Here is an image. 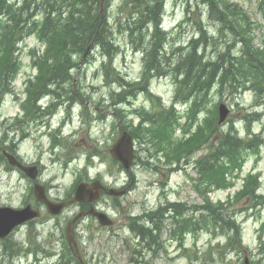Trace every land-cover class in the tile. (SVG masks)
<instances>
[{
  "label": "rangeland",
  "instance_id": "obj_1",
  "mask_svg": "<svg viewBox=\"0 0 264 264\" xmlns=\"http://www.w3.org/2000/svg\"><path fill=\"white\" fill-rule=\"evenodd\" d=\"M12 1L14 2L15 0ZM229 1L244 8L251 17L252 24L259 25L254 37L255 43L261 47L264 42V0ZM185 3L186 0H169L167 4V13L163 20L164 26L167 30L174 31L175 34L180 33V30L175 31L174 23H172L168 14L178 9L184 18ZM137 6L135 0H110L106 15L109 22L104 16L107 26L113 25L120 33L115 41V46L119 50L115 65L121 75L126 77L128 81L143 78V73H141L143 53L147 57V53L148 51L150 52L153 43L151 37L152 28L144 31V37L141 36L142 30L134 34V39L130 37L129 30H126L128 27L131 28L136 24H140V22L138 23V18L141 13L137 11ZM174 6L175 9H173ZM192 7L194 8V4H192ZM201 16L202 12L195 10L191 19H187L188 25L181 26L184 34L181 33L180 41L187 43L190 39L200 38L202 50L198 51V55L204 58V62L214 63L218 61L219 55L222 56L225 53L226 57L228 56L227 52L230 51L228 46L229 39L222 33L216 38L218 33H215L216 30L213 27H209V33L204 34L205 36L200 33L202 28L200 26ZM206 18L207 15L204 17V24L209 25ZM22 38L24 40V36ZM142 38H144L143 42H141ZM19 44H21L18 54L21 62V72L15 82L12 93L24 99L25 95L22 91L24 81L31 74L33 76L36 74V70L30 68V64L34 62V60L32 61L30 49L40 47L39 49L42 50L43 46L34 37L28 38ZM157 46V43L154 42L153 52ZM187 55V52H182L181 56H178L179 58L171 59L168 53L160 52L159 58L162 60L161 65L163 66L160 67V72H172L171 67L176 65L182 57H187ZM98 56L99 54H97ZM77 61L79 70L77 68L73 69V71L71 70L72 77L75 79L74 98L71 101H77L81 109H83L84 104L87 105L88 108L85 111L90 124L81 126L78 121L80 119L79 110L76 109L74 111L71 116L72 120L68 124L66 123L67 125L63 129L65 137L72 136V143L67 149L63 150L60 147L48 149L51 140L45 137V133L48 130L43 126L29 128L28 132L32 136L30 139L26 138L21 141V137L15 132L12 122L17 123L22 120L23 113L19 104L23 100L16 101L15 95H6L0 102V138H4L10 144L12 142L16 145L20 144L17 147V151L25 162H39L41 164L43 167L41 181L49 188L51 197L62 198L66 195L75 180V173L83 168L88 170L91 176L102 174L108 182L110 181L118 187L130 184L129 176L126 177V173H121L120 169L122 167L120 164L117 165L111 160L109 149L120 135L119 133L123 127L130 129L131 125L135 127L138 124V119L131 115L130 110L135 107L139 109L141 105H145L149 109V104L145 103L144 96L139 93L135 95L132 93V98L127 99L120 85L117 86L115 83L111 85L104 84L102 75L99 72L97 73L103 61L101 58L98 57L89 63L83 61L82 65H80L81 59L77 58ZM220 81L218 85L212 87V91L209 90L204 103L207 105L208 111H214L219 103L225 104L230 111L227 120L222 124H217L216 135L211 141L200 146L198 150L176 165L166 161L167 157L165 158L164 155H167L169 148L165 147L161 151L158 146H155L150 141L142 140L144 143H151L138 148L139 158L144 163H147L148 166L144 169L142 168L143 165L133 168L132 173L135 176V180L131 186L132 191L117 200V202L104 197V200L98 205L102 209L107 204L108 208L112 209L108 213H111L114 217V225L109 228H100L94 219L89 216L79 221L76 230V240L78 247L82 250V257L87 261L86 264H264V242L263 246H261L260 241V236H262V241H264V227L262 228L264 222L263 200L256 199L255 202L254 200L243 198V201L234 203L232 207L233 217L237 220L241 230V247L236 241L232 247L223 249L224 245H217L220 237L215 235V231L211 230V232L207 233L204 229L196 231V233H185L186 237L183 241V247H177L176 241H172L169 234L172 222L168 219L164 223L165 231L162 236L164 249H160V251L153 249L149 252L144 244L141 243L140 240L142 238L130 229L134 222L137 224L141 223L139 222L140 220H130L132 218L131 215L139 217L145 211L155 209L168 200L184 203L192 210L195 209V206L200 205L202 203L201 195L193 187L195 183L193 179L195 180L198 175L192 166L187 163H192L208 155L219 144L220 137L215 136L228 132L233 127L244 140H250L249 133L261 136L262 141L258 145L260 156L257 157V154L251 155L250 153L245 155L246 163L243 176L254 167V170L261 176L258 179V194L264 196V105L262 108H254L260 99L262 104H264L263 94L260 96L255 94V92L244 91L248 84L244 88L241 87V84L236 83L234 86L237 88L234 90L231 84L226 86L227 80L222 83ZM149 82L153 94L161 96L162 100L167 104L172 102L174 83L171 78L160 77L153 82L149 80ZM136 85L138 83L133 82V87ZM66 87L69 88L70 92L72 91V80L64 88ZM237 89L239 90L238 92L236 91ZM113 98H115L114 107L111 105L114 102ZM49 101L50 99L47 98L43 104H48ZM118 101L120 102L116 106ZM116 110L119 117L115 114ZM154 112L152 111L151 116L158 117L157 119L165 118V116L162 117V115H157ZM258 113L262 115L260 116ZM208 115L202 113L199 116V120H202L200 122L195 121L193 125L189 126L188 132L190 130L192 132L196 131L197 126ZM64 116L63 112L55 111V115L50 120V126H56L58 121H62ZM186 116V114L181 115L183 120L180 119L178 122L180 125L184 124V122L188 123ZM249 124L251 127H248ZM146 128L147 126L141 130L147 131ZM4 129L7 130L5 134ZM173 130L175 131L172 135L173 141L170 142H174V145L181 142L182 138L188 137L185 136V132H181L182 129L178 126H174ZM154 147L157 149L156 151ZM106 152H108L107 158ZM83 153L97 155L98 158L86 163V157L83 156ZM66 161L70 162L66 164L68 165L67 168L65 165ZM153 168L155 169L153 170ZM237 183V186L231 190L220 194L212 193L210 196L213 202L219 203L223 200L221 203L227 204L230 201H234L233 194L238 192L242 186L241 181ZM27 187V181L22 179L16 172L9 173L4 165L0 163V206L20 208L27 196ZM78 211L77 207L68 208L58 217L59 219L49 220L46 216L38 224L22 227L21 231L15 236V239L18 240L16 243L17 248L18 245L20 248H28V251L33 248L32 255L26 257L21 254L19 258L14 260L13 264H57L66 244L62 228L67 225V222ZM185 213L189 215L188 212ZM217 232L219 233V231ZM220 242L224 244L226 238H221ZM236 247L241 249H236L238 251H235ZM136 249H138L137 253L135 252ZM0 251L2 253V250ZM17 251L19 252L20 249L18 248ZM66 253L68 252L66 251ZM35 256L39 258V263L35 262ZM6 258L4 260L0 259V264H3V262L4 264H12ZM227 260H229V263H227ZM138 261L141 263H138ZM66 263L63 260L59 264Z\"/></svg>",
  "mask_w": 264,
  "mask_h": 264
},
{
  "label": "trees",
  "instance_id": "obj_2",
  "mask_svg": "<svg viewBox=\"0 0 264 264\" xmlns=\"http://www.w3.org/2000/svg\"><path fill=\"white\" fill-rule=\"evenodd\" d=\"M218 0H210L211 9H214ZM96 7V16L99 22H95L87 18V6ZM24 5H30V0H24ZM226 10L229 11L228 5L224 4ZM100 0H77L75 5L72 8V11L67 18V23L72 24L69 26V29L65 26V21H60L59 18L52 20L49 9L41 10V17L34 20V26L27 32L23 29L24 24L22 18L19 16L20 10L15 8L14 5L10 7L6 5L5 0H0V97L6 91L11 88V84L15 79L19 67L14 58V53L16 51L15 44L21 39L22 35L31 36L36 34L38 39L46 45L45 51L42 57H38L37 64L43 63L39 66V74L36 78V81L32 83L34 87L30 89L29 96V108L28 112L29 118H32L36 114L35 98L37 94L41 91H50L49 85L51 86H64L69 84L70 73L69 71L73 68H76L78 65L77 59H73L74 54L81 56L85 47L79 49H73L74 42L78 40V34H85L86 38H89L96 33L102 35L106 23L107 8L109 7V1L106 2L104 10V20L99 12ZM156 6H151L149 10L154 9ZM142 12L140 17V24L132 26L130 32L134 33L139 26L142 25H156L154 21V15L149 11ZM38 13V12H37ZM72 19L76 22H80L82 29L80 31H73L72 28L76 26ZM138 22V23H139ZM156 28V27H155ZM157 34H151L152 37V47L150 52L148 51L147 61L150 63V69H155L160 67L161 59L159 58V53L162 52L160 40L154 37ZM85 38V39H86ZM244 40V39H243ZM144 38H142V41ZM246 41V40H245ZM154 42L157 43V47L152 51ZM201 42L192 40L190 42L191 48L190 52L187 51V57H182L179 62L172 67V72L176 75L178 73H188L189 76H185L188 82L193 83V88H187L184 85L183 79L179 87V95L185 96L187 94L186 100L190 99V96H194V101L191 107L188 116L191 120L195 121L196 114L202 110L207 111V108L204 103V99L208 95V92L202 93V90H207L209 87V81L207 77H211V81H215L218 77L219 80H223L232 74L231 70H234V79L228 81H234V84L239 83L241 87L245 88L247 82H250L252 87L258 91L259 94L264 93V49L256 47L253 44V40L246 41L249 44L251 49L250 54L253 56L251 60L237 59L229 55L227 52L219 57L218 61L204 62V58L198 55V44ZM152 53H154L152 55ZM157 55V58H156ZM81 59L80 57H78ZM198 59V60H197ZM191 60V61H190ZM227 63L230 65V68H226ZM156 64V66H155ZM162 67V65H161ZM225 72L226 78L221 73ZM204 77L207 80V87L203 86L201 79ZM224 80V81H225ZM233 85V84H232ZM210 88V87H209ZM63 89V88H61ZM209 91V90H208ZM65 93V90L56 91L57 95H62ZM190 96H189V95ZM171 116H168L166 119L158 120L154 123V126L157 125L156 129H148L147 132H142L141 129H133L132 133L139 141L146 140L153 143L155 146H158L162 151L165 147L169 148L167 155H164L166 161L169 163L176 164L180 163L182 160H185L191 153L198 150L200 146L211 141V139L216 135L217 122H218V111L217 108L214 111L210 112L209 115L203 120L202 124L199 125L196 131L188 138L183 139L177 145H174L172 139V123L170 121ZM155 116L149 117V120H156ZM220 141L217 147L212 149L208 155L205 157L196 160L192 164L195 171L197 172L198 177L194 180L193 187L196 192L201 195L202 203L195 206V209L192 210L190 207L184 203H168L164 208H158L156 210H150L149 212L144 213L142 217L147 221L146 225H139L133 223L130 226L131 231L136 232L144 242V246L147 251L163 249L160 243V236L163 231V220L167 215L168 218L172 219L174 228L172 234L175 239L179 235V240H183L185 233H196V231L204 229L205 232L209 233L211 230L215 231V235L222 236L226 238V243L221 245L227 249L232 247L233 243L237 241L241 247V230L240 226L237 224V220L233 217L232 207L234 203L238 201L254 200L256 199L263 200L264 196L257 194L259 188L258 177L249 176L246 178L244 188L234 197V201H230L227 204L225 203H216L211 201L208 194L214 190L227 189L236 184L235 179L239 178V175H235L236 172L240 171L241 165L245 161V155L248 152H255L258 145L261 143V136L252 135L250 140H244L240 138L237 134H232L230 131L226 134H218ZM146 142L145 144H151ZM144 144V145H145ZM146 146V145H145ZM155 151L157 150L154 147ZM159 152V151H158ZM164 153V151H163ZM159 154V153H156ZM189 164V162L187 163ZM155 169V168H154ZM241 197V198H240ZM241 199V200H240ZM185 212H188L189 215ZM191 213V214H190ZM219 231V233L217 232ZM235 248L236 249L241 248ZM234 249V248H232ZM138 249L135 250L137 253ZM240 254V253H238ZM143 258V257H142ZM210 258V257H209ZM139 263V261H138Z\"/></svg>",
  "mask_w": 264,
  "mask_h": 264
},
{
  "label": "bare ground",
  "instance_id": "obj_3",
  "mask_svg": "<svg viewBox=\"0 0 264 264\" xmlns=\"http://www.w3.org/2000/svg\"><path fill=\"white\" fill-rule=\"evenodd\" d=\"M77 0H30V5H24V0H15L14 2L12 0H5L6 5H9L12 7V5L15 6V8H18L20 10L19 16L22 18L24 27L23 29L25 31L30 30L34 26V20L37 18L41 17L42 9L46 10L49 9V12L51 14V19L55 20L58 19L60 21H65V26L69 29V26L72 24L67 23V20L71 18H67L69 16L68 13L72 11L73 6L75 5ZM134 1V0H133ZM137 2V11H140V13L143 12V7H145V11L149 10L150 5L151 6H156L154 9L149 10L153 15H154V21L156 25H142L137 28V30L133 33L136 34L142 30L141 36L144 37L145 33L144 31L152 28V34L156 33L157 36L154 37V41L156 39H159L161 42V50L162 52L168 53L170 55L171 59H176L178 56H181L182 52H187L190 50L191 45L190 42L192 40H197L199 39H190L189 42H181L180 41V36L181 33L184 34L183 29L181 26H184L185 24L188 25V20L191 19L192 14L195 13V10L202 12L201 16V32L203 35L209 33V27L215 28L216 32L218 35L216 38L219 37V35L225 34L227 36L228 40V46L230 48V51H228L229 55L236 57L237 59H245V60H251L253 59V56L250 54L251 49L249 48V44L246 42L248 40H253V44L256 47H259L255 43V37L254 33L256 30H258L259 25L252 24V19L249 16V14L244 10V8L238 6L237 4H234L233 2H230L229 0H218L214 7V9H211V3L210 0H186L185 3V10H184V18L183 16L179 13L180 11L177 9L175 11H172L171 13L168 14L169 18L171 19L172 23H174V28L175 31L180 30V33L175 34L174 31L167 30L164 26V17L167 13V4L169 0H135ZM261 1V0H260ZM192 4H194V8L192 7ZM224 4L228 5L229 11L226 10V7ZM87 6V18L91 19L92 21L94 19L95 22H99L97 20L96 16V7L97 4L94 6L88 4ZM176 6V5H175ZM175 6L173 9H175ZM100 11V7H99ZM38 12V13H37ZM207 15L206 20L208 21L209 25L204 24V17ZM107 18V17H106ZM73 23L76 25L72 30L75 32L80 31L82 29L80 22H76L74 19H72ZM107 22H109L107 18ZM107 22L105 23L104 30L102 31V35L95 34L90 36L89 38H86L85 34L82 32L78 34V40L74 42L73 49H79L85 47V50L81 54V56H78L79 53L74 54L73 59L75 60L76 57H80L84 62L89 63L98 57L101 58L103 61L100 65V67L97 70V73L99 72L100 75H102L104 79V84L111 85L115 83V85H120L121 90L123 91L124 95L127 97V99L132 98V93L135 95L137 90L141 87V90L143 89V83H146L147 79L153 75L150 69V63L146 60L143 63L142 66V71H143V78L138 79L135 81H128L126 77L122 76L121 73L119 72V69L116 67V61L119 56V50L115 46V41L117 38V35L120 34L116 30V28L112 26H107ZM107 26V27H106ZM156 27V28H155ZM127 30V29H126ZM123 34V33H121ZM172 35V36H171ZM205 36V35H204ZM86 38V39H85ZM213 38V37H211ZM244 39V40H243ZM246 40V41H245ZM230 41V42H229ZM223 45V44H221ZM202 42H199L198 44V49L197 51H201L202 48ZM261 47L264 49V42L262 43ZM260 47V48H261ZM140 48V47H139ZM97 54L99 56L97 57ZM121 54V53H120ZM34 58L38 57V53H35L33 55ZM178 57V58H179ZM219 57H221L219 55ZM218 57V59H219ZM35 64L37 66V69L39 71V66L43 65V63L37 64V60L35 61ZM174 66V65H173ZM163 67V66H162ZM226 68H230V65L227 63ZM74 69V68H73ZM73 69H71L73 71ZM172 69V67H171ZM69 71L70 77L72 76V71ZM232 74L230 73V76L226 78L225 72H220V78L223 75L226 80L227 84L226 86L231 84V87L235 90L237 87L234 86V81H228L234 79V70H231ZM175 74V73H174ZM185 76H189L188 73H178L176 76L179 80V82H184V85L187 88H193V83L188 82L187 79L184 78ZM71 79V78H70ZM209 81V87L207 90H200L202 93L209 92L208 90L212 91V87L215 85H218L219 82V77L215 81H211V77H207ZM225 80V79H224ZM223 80V81H224ZM70 81V80H69ZM203 82V86L207 87V80L204 79V77L201 79ZM222 81V79H221ZM220 81V82H221ZM133 82L138 83V85L133 87ZM233 84V85H232ZM246 84L251 85L250 82H247ZM66 85L63 87L61 86H51L49 85V90L48 92L46 91H41L37 94L35 98V102L37 104L43 102L47 98L53 97L56 93V91H61V90H66L68 87L64 88ZM252 86V85H251ZM63 88V89H61ZM23 93L24 88H23ZM237 92L239 91L238 89L236 90ZM247 91V90H244ZM119 93V92H118ZM69 92H66L62 94L60 97H56L52 103V107L57 110V112H63L65 116L62 118V121L59 120L58 124L56 126H45L47 128L46 134H51V135H56L61 132L65 126L72 120L71 116L74 114V111L76 109L79 110L80 113V119L78 120L81 126L89 125L90 121L86 117V111L85 107L83 106V109H81L80 105H78L77 101H70L68 100L69 97ZM117 96V95H116ZM208 96V95H207ZM206 96V97H207ZM118 97V96H117ZM119 98V97H118ZM114 102H112V106H115V98H113ZM120 101L116 103V106L119 104ZM163 105H167V103L163 102ZM115 114L117 117L118 116V111H115ZM55 115V111H42V117L43 120L46 124L50 122L52 117ZM67 123V124H66ZM248 127H251L250 124ZM232 134H237L236 129L233 127L232 130H229ZM228 131V132H229ZM143 132V130H142ZM227 132V131H226ZM226 132L224 134H226ZM227 132V133H228ZM124 135L128 136H134L132 133V130H128ZM143 161L138 157L134 164L131 167V171L127 173L123 168L120 169L121 173H126V177L129 176V179L132 180L134 177V174L132 173L133 168L135 166H142L143 169L148 166L147 163H142ZM138 166V167H140ZM18 248L16 245H11L5 248L2 253L0 254V259H3L7 257V260H10L12 263L15 259L19 258L21 255L20 252L17 251ZM228 259V258H227ZM227 263H229V260H227Z\"/></svg>",
  "mask_w": 264,
  "mask_h": 264
},
{
  "label": "water",
  "instance_id": "obj_4",
  "mask_svg": "<svg viewBox=\"0 0 264 264\" xmlns=\"http://www.w3.org/2000/svg\"><path fill=\"white\" fill-rule=\"evenodd\" d=\"M228 109L226 106L222 105L220 107V123L223 122L226 117L228 116ZM112 154L115 158L119 159L123 162L126 168H129L132 157H133V150H132V138L131 136L124 135L119 143L115 146L112 150ZM102 186L99 183H95L92 187L88 185H81L77 192L75 199L73 201L77 202H92L97 200L100 196V189ZM115 195H122L121 193H116L112 191ZM38 199L44 201L49 208V212L52 215H58L63 207L66 204H51L49 203L44 195H40L37 192ZM99 218V221L102 225L110 224V222L106 221V217L99 213H94ZM38 216L37 212H32L29 208L22 210V211H14L13 209H0V238L5 237L8 233L18 224H21L29 219L35 218ZM81 215L77 216L72 222L69 223L67 228V235L70 238V243H73V229L75 222L80 218Z\"/></svg>",
  "mask_w": 264,
  "mask_h": 264
}]
</instances>
